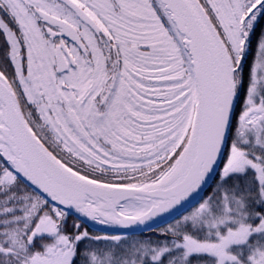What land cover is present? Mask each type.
<instances>
[{"label":"snow or ice","instance_id":"obj_1","mask_svg":"<svg viewBox=\"0 0 264 264\" xmlns=\"http://www.w3.org/2000/svg\"><path fill=\"white\" fill-rule=\"evenodd\" d=\"M194 260L264 264V0H0V264Z\"/></svg>","mask_w":264,"mask_h":264},{"label":"water","instance_id":"obj_2","mask_svg":"<svg viewBox=\"0 0 264 264\" xmlns=\"http://www.w3.org/2000/svg\"><path fill=\"white\" fill-rule=\"evenodd\" d=\"M170 220V218L169 217H167V215H165L164 217H158L157 219H156V221L154 222V223H152L151 224V226L150 227H140V228H138V229H135V230H133L131 233H140V232H142V231H148V230H151V229H154V228H156V227H159V226H161L162 224H164V223H166L167 221H169ZM92 222H89V224H91ZM92 226H94V227H96V228H98V229H100V230H102V231H105L106 229H108L110 226H107V225H101V224H94V225H92Z\"/></svg>","mask_w":264,"mask_h":264},{"label":"trees","instance_id":"obj_3","mask_svg":"<svg viewBox=\"0 0 264 264\" xmlns=\"http://www.w3.org/2000/svg\"><path fill=\"white\" fill-rule=\"evenodd\" d=\"M85 227H87V226L85 225ZM88 229L93 234H99L97 231L91 230L90 228H88ZM161 229L162 228H159L157 230H152L150 232H145V233H142V234L131 235V236L134 237V238H139V239H149V238L150 239H157V237L154 235V233L160 231ZM193 264H196V261L195 260L193 261Z\"/></svg>","mask_w":264,"mask_h":264}]
</instances>
